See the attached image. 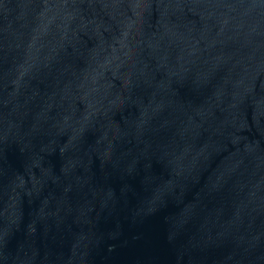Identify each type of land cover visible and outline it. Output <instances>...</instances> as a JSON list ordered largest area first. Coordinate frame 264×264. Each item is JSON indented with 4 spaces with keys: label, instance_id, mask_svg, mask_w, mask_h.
Here are the masks:
<instances>
[{
    "label": "water",
    "instance_id": "water-1",
    "mask_svg": "<svg viewBox=\"0 0 264 264\" xmlns=\"http://www.w3.org/2000/svg\"><path fill=\"white\" fill-rule=\"evenodd\" d=\"M0 264H264V0H0Z\"/></svg>",
    "mask_w": 264,
    "mask_h": 264
}]
</instances>
